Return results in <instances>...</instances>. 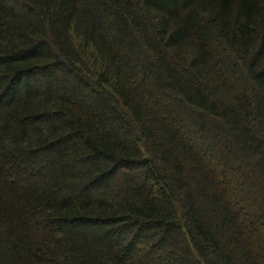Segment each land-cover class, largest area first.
Returning <instances> with one entry per match:
<instances>
[{
  "label": "trees",
  "instance_id": "obj_1",
  "mask_svg": "<svg viewBox=\"0 0 264 264\" xmlns=\"http://www.w3.org/2000/svg\"><path fill=\"white\" fill-rule=\"evenodd\" d=\"M0 264H264V0H0Z\"/></svg>",
  "mask_w": 264,
  "mask_h": 264
}]
</instances>
